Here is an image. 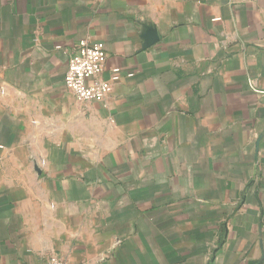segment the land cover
<instances>
[{
  "label": "crops",
  "instance_id": "0c3cea01",
  "mask_svg": "<svg viewBox=\"0 0 264 264\" xmlns=\"http://www.w3.org/2000/svg\"><path fill=\"white\" fill-rule=\"evenodd\" d=\"M105 43L103 101L65 87ZM264 264V0H0V264Z\"/></svg>",
  "mask_w": 264,
  "mask_h": 264
},
{
  "label": "built area",
  "instance_id": "2783aa9c",
  "mask_svg": "<svg viewBox=\"0 0 264 264\" xmlns=\"http://www.w3.org/2000/svg\"><path fill=\"white\" fill-rule=\"evenodd\" d=\"M107 51L105 43L99 40L82 38L68 59L64 77L65 87L83 101H103L112 88V80L118 78L120 69H112V78H101L105 67ZM47 264H66L52 254Z\"/></svg>",
  "mask_w": 264,
  "mask_h": 264
}]
</instances>
